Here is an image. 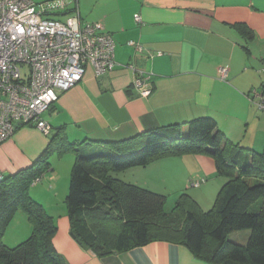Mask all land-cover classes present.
Here are the masks:
<instances>
[{"label": "crops", "instance_id": "obj_1", "mask_svg": "<svg viewBox=\"0 0 264 264\" xmlns=\"http://www.w3.org/2000/svg\"><path fill=\"white\" fill-rule=\"evenodd\" d=\"M76 1L82 18L101 22L113 35L116 67L100 76L90 69L61 96L44 115L52 127L49 136L33 127H20L0 146V171L5 177L31 167L59 132L68 143L86 142L83 148L100 151L103 143L203 117L216 121L228 140L230 159L237 158L242 165L252 162L254 153L264 154V111L251 96L254 90H264V0ZM130 42L142 45L143 51L137 52ZM224 68L226 79L220 73ZM135 70L152 74L150 96H140L135 88ZM56 158L55 154L50 163ZM157 164L167 170L183 168V179H191L188 187L201 177L209 179L195 196L209 208L225 183L209 155L168 156L146 168ZM70 166L64 165V173L54 164L41 179L53 186L30 194L54 219L58 228L54 247L66 264H209L185 246L168 242L106 257L84 248L72 235L68 210L57 214L61 208L56 207V185L65 182ZM142 172L136 168L119 177H131L128 183L133 184L130 181L136 182L133 177ZM246 239L242 236L239 241Z\"/></svg>", "mask_w": 264, "mask_h": 264}, {"label": "trees", "instance_id": "obj_2", "mask_svg": "<svg viewBox=\"0 0 264 264\" xmlns=\"http://www.w3.org/2000/svg\"><path fill=\"white\" fill-rule=\"evenodd\" d=\"M227 141L211 117L103 143L100 151L83 148L86 142L68 143L64 134L56 133L31 167L8 177L2 174L0 264H66L54 247L58 231L54 219L31 197L30 189L51 170L55 154L69 151L76 154L66 198L71 232L97 256L168 242L185 246L209 264H264V154L254 153L252 162L241 165L237 158L230 159ZM197 153L210 155L218 175L227 179L208 211L192 201L190 209L178 203L169 215L164 195L119 177L161 158ZM19 211L27 215L33 231L9 248L3 239ZM234 234L238 238L230 240ZM242 236L247 237L243 243Z\"/></svg>", "mask_w": 264, "mask_h": 264}, {"label": "built area", "instance_id": "obj_3", "mask_svg": "<svg viewBox=\"0 0 264 264\" xmlns=\"http://www.w3.org/2000/svg\"><path fill=\"white\" fill-rule=\"evenodd\" d=\"M62 8L67 0H55ZM33 0H0V146L20 127L49 136L44 115L92 69L100 76L116 67V42L101 22H83L78 8L63 23ZM141 22L140 17H136ZM137 52L143 46L130 42ZM133 68V67H132ZM136 71L134 86L142 97L153 92L152 74ZM228 70L221 69L226 79ZM252 101L264 111V90ZM3 178L0 171V180ZM40 179L33 184L36 185ZM205 180L197 179L199 188Z\"/></svg>", "mask_w": 264, "mask_h": 264}, {"label": "rangeland", "instance_id": "obj_4", "mask_svg": "<svg viewBox=\"0 0 264 264\" xmlns=\"http://www.w3.org/2000/svg\"><path fill=\"white\" fill-rule=\"evenodd\" d=\"M36 4L41 5V4H46L43 8V11L46 12V14H49V17L60 22H65L68 18L69 15H64L67 12H72L74 9H76L77 5L74 0H67L66 1V7L62 8L55 0H33ZM85 8L86 7L85 5ZM75 13V12H74ZM58 15V16H57ZM83 22H91L90 20L86 19L85 17H81ZM255 91V90H254ZM251 93V96L253 97V92ZM197 155H204V153H197ZM207 154H205L206 156ZM171 155L170 157H172ZM210 156V155H209ZM56 160H54V163H51V168H54L53 165H57V169L60 170V172H65L64 165L66 163L72 164L70 168L67 170V174L65 177V182L61 181V183L56 185V195H57V201H56V207H60L61 211H57V214H61L62 210L65 209L67 211V205H66V198L68 194V188H69V182H70V176L71 172L73 169V166L75 164L76 160V154L72 151H69L63 155H58L56 154ZM178 157H184V156H178ZM64 163V164H63ZM139 171H143L141 174L135 175L133 178L136 179L135 181H130L133 182V184L139 185L142 188H149L150 190H153V192H157L159 194H162L166 197V203L164 206V211L167 214H172L174 213V210L177 206L178 203H182L185 210L190 209L193 206L192 201L196 202L200 209L202 211H208L211 209L205 205L204 202L200 201L199 198H195L196 194H200V188H195L192 186V183H190V187H188V180L189 179H183L184 176V171L183 168H170V169H163L159 164L149 167V168H138ZM70 172V175L68 176ZM47 174V173H46ZM123 175V174H120ZM68 176V177H67ZM122 177V176H121ZM219 177V175H218ZM222 177V176H220ZM123 178V177H122ZM131 177H125L123 180L128 182ZM201 180H207L209 182V179L200 178ZM224 179V182L227 181L225 177H222ZM191 179L189 180V182ZM225 184V183H224ZM39 185V186H38ZM38 186V187H36ZM45 189H50L51 186H53V183H48L47 181L41 183L38 182L36 185L32 184V187L30 189V194L33 195L32 193H38L39 191H43V188ZM146 186V187H144ZM33 198V196H31ZM34 199V198H33ZM35 200V199H34ZM36 201V200H35ZM215 203V199L213 201ZM41 204V203H40ZM201 204V205H200ZM205 208V209H204ZM209 208V209H207ZM21 215V216H20ZM20 216V218H19ZM17 218V222L12 223L9 225L5 232L4 236V243L6 246L9 248H14L18 246V242L20 240H27L33 231L32 224L30 223L27 215L23 211L17 212L15 215L14 219ZM238 234H234L233 236H229L230 240L237 239ZM24 241H20V244Z\"/></svg>", "mask_w": 264, "mask_h": 264}]
</instances>
